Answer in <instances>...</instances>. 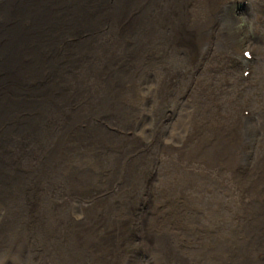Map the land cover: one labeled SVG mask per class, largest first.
Wrapping results in <instances>:
<instances>
[{
    "label": "bare ground",
    "instance_id": "1",
    "mask_svg": "<svg viewBox=\"0 0 264 264\" xmlns=\"http://www.w3.org/2000/svg\"><path fill=\"white\" fill-rule=\"evenodd\" d=\"M224 4L0 0V264H264V157L246 168ZM158 98L179 101L154 133Z\"/></svg>",
    "mask_w": 264,
    "mask_h": 264
},
{
    "label": "rangeland",
    "instance_id": "2",
    "mask_svg": "<svg viewBox=\"0 0 264 264\" xmlns=\"http://www.w3.org/2000/svg\"><path fill=\"white\" fill-rule=\"evenodd\" d=\"M223 1L225 3L223 6V12L221 13V15H223L222 16L223 24L222 23L220 24L221 28L219 26V34H222V36H226V37L229 36L231 33L233 35L235 34L234 36L237 39H239L235 45L240 52L239 54L238 52H235L236 50L234 51L236 54L235 55L236 59L234 60V62L238 61V63L234 64L232 62L230 63V66L235 69L236 66L240 68V70H238V73L236 74L235 77L240 80V85L238 86L241 89L236 88L237 89L236 90L234 89V87H232L228 91L230 92L228 93L229 94L228 97H230V99L233 100L234 103H236V107H237L236 113L238 114V118H236V121L238 122V124L239 123L242 124L245 118L247 119L248 117H250V114H248L247 117H243L244 115L241 113L243 106H247L246 108L247 109L249 108L252 114V117L250 118L249 121L251 127L250 129L248 128V130H246L248 131L247 137L248 139L249 138L250 139H249V144L247 145L248 152H246V159H245L247 161H244L246 164L245 165L246 168L251 169L256 159L258 161H262L264 157V148H263L264 147V86H263L264 85V0H223ZM229 29H231L230 32L228 31ZM248 53H250L252 57L249 58ZM166 69L167 68H165V66H160L157 63H152L150 65V68H148L149 71L148 70L146 71H148L147 73L150 74V78L152 80V78L156 75L157 71L163 70L164 72V70ZM200 69L202 72L204 70V67L202 66ZM138 70H136L133 73V76L136 78L137 82L139 81L142 82L145 73L143 72L144 70L142 68H140L139 71ZM245 79L247 80V82ZM179 85H178V90H179ZM169 93L172 94L173 92H167L165 93V95L168 96ZM181 93L176 94V96L174 95L175 96L174 98L179 97ZM136 94L138 98L141 99V95H139L138 93ZM158 100L159 98L156 99L155 102L156 104L154 102H149V105H152L151 106L152 111L151 114L148 113V119L152 121L153 125L146 126L149 127L148 128L149 130H152L151 132L154 131V133L158 131L159 128H165L164 125L165 122L168 124L170 123L169 120L168 121L166 120V117L173 115V108L176 107L179 101V99L178 101H175V99L172 100L169 99L166 102L159 104L158 105L159 108H158L157 107ZM163 112H164V117H163ZM139 126H141V124ZM253 131L257 132L256 135L258 136V138H255ZM155 135L158 136V134ZM156 172L157 171L155 170L154 173ZM154 173L151 171L147 172L146 175L149 178V180L155 178ZM113 184L114 183L110 185H106L104 187L100 186L99 187L101 188L100 191H98L97 193L95 191L94 192L96 193L95 196L92 197V199L87 200L86 205L92 204L93 200L95 202L100 200H106V201L111 200L115 196L114 194L115 191H117L118 189ZM150 199L151 198L147 196V194H144L143 197H141L139 204L137 206V210L133 213V219L128 224L127 231L133 235L134 246L127 247L124 252L125 253L127 252L128 254L130 253L129 255L131 256H135L136 253H139V256H143L144 254L143 248L140 246L139 243V239L141 237L139 231L141 228L140 225L143 221V219L141 220V216L145 215L147 217L151 213L150 209H152V207H151ZM227 202H229V200ZM189 246H190L189 244L186 246L188 250H196L198 248L196 244L193 245L194 249H191ZM134 251H136V253ZM1 257L2 256L0 255V259ZM187 257H190V255L187 254ZM135 258L136 257H134V259Z\"/></svg>",
    "mask_w": 264,
    "mask_h": 264
}]
</instances>
